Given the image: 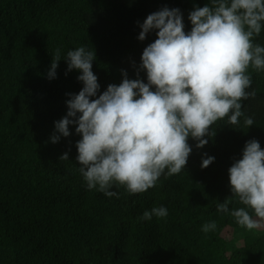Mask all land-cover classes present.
Returning a JSON list of instances; mask_svg holds the SVG:
<instances>
[{"label": "trees", "instance_id": "16d2710c", "mask_svg": "<svg viewBox=\"0 0 264 264\" xmlns=\"http://www.w3.org/2000/svg\"><path fill=\"white\" fill-rule=\"evenodd\" d=\"M207 4L211 0H0V264H264V233L217 211L233 195L229 169L246 143L255 139L264 149V71L249 69L248 91L256 95L242 101L254 125L245 127L244 117L239 127L218 121L203 148L190 138L185 170L165 173L142 194L115 186L118 198H109L88 189L77 161V125L69 126V137L51 141L55 123L67 115L69 94L84 87L82 73L68 71V51L95 50L97 97L119 85L125 72L147 83L141 58L158 30L140 41V25L167 7L180 9L190 32L189 14ZM254 43L264 46V27ZM57 49L61 61L49 79ZM65 153L69 160L60 159ZM205 154L215 158L206 169ZM161 206L167 217L140 219ZM240 207L233 197L229 210ZM210 221L217 228L204 233ZM228 227L241 233V246L223 236Z\"/></svg>", "mask_w": 264, "mask_h": 264}, {"label": "clouds", "instance_id": "9594fccd", "mask_svg": "<svg viewBox=\"0 0 264 264\" xmlns=\"http://www.w3.org/2000/svg\"><path fill=\"white\" fill-rule=\"evenodd\" d=\"M189 19L192 29L186 32L180 9L165 7L149 14L138 37L144 41L158 30V38L141 58L147 83L129 79L125 72L119 85H109L98 97L100 85L92 70L95 50L81 46L68 51V71L81 72L78 80L84 87L69 94L67 115L55 123L58 135L51 141L69 137V126L77 125L82 136L76 145L77 161L89 190L109 198H118L111 190L115 186L133 195L145 193L165 173L170 177L185 170L192 153L190 138L203 148L208 144L205 137H215L212 126L218 121L239 127L244 117L245 127L254 125L242 111V101L256 95L248 91L249 69L264 71V46L254 43L264 27V0H211V5L192 11ZM60 61L57 49L49 79L56 77ZM205 156L206 169L215 158ZM60 159L69 160V155ZM229 180L233 195L218 203L217 211L229 214L248 231L264 226V149L257 140L246 143L242 159L229 169ZM233 197L244 207L230 211ZM167 215V208L154 207L140 219ZM216 228L210 221L202 231Z\"/></svg>", "mask_w": 264, "mask_h": 264}, {"label": "rangeland", "instance_id": "374dc122", "mask_svg": "<svg viewBox=\"0 0 264 264\" xmlns=\"http://www.w3.org/2000/svg\"><path fill=\"white\" fill-rule=\"evenodd\" d=\"M262 225H264V222H262ZM257 230L261 233H264V226ZM240 234L241 233L236 229L228 227L227 229H225L223 236L226 238V240L230 242L236 241L238 245L241 246L243 244V241L239 238Z\"/></svg>", "mask_w": 264, "mask_h": 264}]
</instances>
